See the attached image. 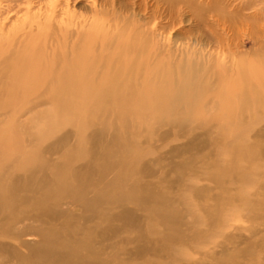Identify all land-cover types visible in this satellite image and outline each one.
<instances>
[{
    "label": "rangeland",
    "instance_id": "obj_1",
    "mask_svg": "<svg viewBox=\"0 0 264 264\" xmlns=\"http://www.w3.org/2000/svg\"><path fill=\"white\" fill-rule=\"evenodd\" d=\"M28 1L0 0L4 36L27 8L62 30L101 19L96 2L104 23L108 5L138 21L157 58L111 51L119 79L133 57L150 74L99 88L104 117L96 93L35 106L0 87V264H264V0H195L200 19L156 0Z\"/></svg>",
    "mask_w": 264,
    "mask_h": 264
},
{
    "label": "bare ground",
    "instance_id": "obj_2",
    "mask_svg": "<svg viewBox=\"0 0 264 264\" xmlns=\"http://www.w3.org/2000/svg\"><path fill=\"white\" fill-rule=\"evenodd\" d=\"M25 1L31 3L28 0ZM156 3L158 6L160 4L168 5L170 9L183 5L196 14L194 16L197 17L196 19H200L204 13V8L199 6L195 0H156ZM98 4L100 3L98 2ZM100 6L102 4L98 6L95 2L92 12L96 16H100L101 19L84 21V24L73 23L74 28L66 26L68 23L63 21L61 23L63 25H61L62 30L56 28L50 30L47 24L42 26L40 23L41 16L35 14L31 16V10L27 8L23 14L24 17L17 19V24H12L11 29L6 33L9 34L8 36H4L3 32H0V69L5 67L8 69V74L5 77L0 76V87L3 86L6 91L9 86L30 89L31 94L23 96L27 97L29 101L35 100V106H37L36 102L67 101L71 99L72 96H68L64 92L66 87L77 90V98L84 102H90L92 95L96 93L95 95L98 98L95 102L98 103L97 109L90 111L89 114L104 117L106 113L100 104L103 103L102 99L108 100L105 98L106 96L112 98L110 95L112 92L103 91L99 93V88L114 85L118 87L143 86L145 81L139 80L148 77V74H150V70L146 66V59L145 61H138L133 57L127 63L117 64L116 66L121 69L123 67L130 68V71L135 72L136 75L132 80L119 79L122 70H110L114 63L111 60L112 52L119 55L121 54L120 51H126L134 55L141 54L140 56L144 58L147 56L157 58L153 47L147 48L145 45L148 44L150 39L148 41L146 33L140 31L138 21H133L125 29L123 28L124 25L121 27V23H124L128 17L122 18L112 6L108 5L106 8V14L109 17L112 16V18L104 23L101 15L102 11L97 10ZM216 13L219 15V12ZM220 14L222 16V13ZM50 17L51 15L47 14L46 18L50 19ZM171 18L173 19V17ZM51 28L53 27L51 26ZM41 35L43 36L42 42L39 43L33 40L34 37ZM118 37L124 38L123 43L126 44L120 43L114 46L110 43H103L106 40ZM60 38L64 40L59 46H56L54 43L59 42ZM152 38L155 39V37ZM69 39L71 40L70 43L68 42ZM107 46L110 48V53L109 56L104 58V47ZM25 67H28L29 70L21 69ZM205 70L207 71V69ZM48 91H51V95L48 94ZM8 96V93L0 94V101L8 99ZM12 97H17V95L14 94ZM127 97L126 95L121 96L123 99ZM116 100L111 101L115 102ZM117 101H120V99ZM26 113L25 110L19 114L26 115ZM142 113V111H135L128 112L127 115H142ZM2 227L3 223L0 222V228ZM51 256L46 252L43 257L50 258Z\"/></svg>",
    "mask_w": 264,
    "mask_h": 264
}]
</instances>
